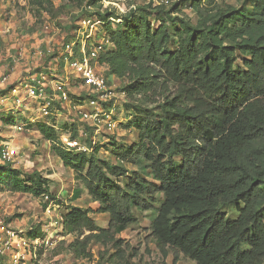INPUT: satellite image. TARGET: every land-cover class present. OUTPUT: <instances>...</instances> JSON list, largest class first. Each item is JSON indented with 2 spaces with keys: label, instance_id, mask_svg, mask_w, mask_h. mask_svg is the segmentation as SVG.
<instances>
[{
  "label": "trees",
  "instance_id": "1",
  "mask_svg": "<svg viewBox=\"0 0 264 264\" xmlns=\"http://www.w3.org/2000/svg\"><path fill=\"white\" fill-rule=\"evenodd\" d=\"M203 2L179 0L175 11L150 2L123 15L92 14L105 22L126 66L128 96L147 95L167 82L176 89L159 103L160 114L149 108L155 101L138 108L132 123L139 140L118 147L116 163L53 145L110 217L104 228L90 209L72 206L63 217L64 235L105 241L136 223L137 211L160 201L150 228L159 249L172 250L175 260L182 255L196 264H264V0ZM179 5L194 8L198 19L177 15ZM126 162L140 170L128 175ZM24 174L0 164V187L56 199L47 177ZM82 192L77 186L72 200ZM231 207L236 216L228 215Z\"/></svg>",
  "mask_w": 264,
  "mask_h": 264
},
{
  "label": "rangeland",
  "instance_id": "2",
  "mask_svg": "<svg viewBox=\"0 0 264 264\" xmlns=\"http://www.w3.org/2000/svg\"><path fill=\"white\" fill-rule=\"evenodd\" d=\"M203 1L207 4L208 0ZM150 2L153 8L164 4L175 11L173 5L179 0H0V97L9 96L4 102L0 100V152L5 145L18 152L11 161L0 160V164L7 162L23 170L24 178L40 172L49 179L50 191L56 197L33 196L0 187V221L24 228L32 237L40 235L48 239L49 244L41 253L43 264H196L182 255L175 260L172 250L165 253L157 246L150 226L160 201L152 210L137 211L136 223L105 241L91 238L86 243L78 233L63 234V217L72 206L90 209L95 222L104 228L108 227L110 217L102 212L101 204L93 200L84 184L75 179L74 170L64 165L53 145L74 154L95 153L101 159L116 163L117 148L131 146L139 140V131L132 123L138 108L144 106L146 100L155 101L149 108L160 114L159 103L176 89L173 82H167L147 95L128 96L123 90L128 81L126 66L111 42L98 65L111 93L108 96L93 93L71 75L74 71H63L64 49L74 32L84 30V19L97 10H115L116 14L123 15ZM216 2L239 4V0ZM90 3L93 7H89ZM179 6L177 15L193 21L198 19L194 8ZM94 16L90 18L98 19ZM150 19L155 30L159 23L154 13ZM104 24V21L97 24L98 33L106 32ZM242 58L239 54V64ZM64 73L69 74L65 88L67 98L51 89V98L41 99L43 103L50 102L49 111L45 113L44 107L28 96L27 82L35 76L50 82ZM7 90L10 92L5 94ZM108 122L116 126L109 129ZM68 140H76L78 145L70 146ZM125 164L128 175L140 170L138 165ZM147 176L151 178L150 174ZM119 180L123 185L128 183L126 177ZM77 186L83 192L72 200ZM158 196L161 200L162 194ZM235 209L231 207L228 215L236 216ZM0 264L6 263L0 259Z\"/></svg>",
  "mask_w": 264,
  "mask_h": 264
},
{
  "label": "built area",
  "instance_id": "3",
  "mask_svg": "<svg viewBox=\"0 0 264 264\" xmlns=\"http://www.w3.org/2000/svg\"><path fill=\"white\" fill-rule=\"evenodd\" d=\"M110 19L117 21L114 18ZM101 23L99 19L93 20L87 17L82 22L84 30L81 28V31L72 34L64 49L63 71H74L70 73L78 82L88 86L93 93L98 92L108 96L111 93L110 86L107 78L98 69V65L103 53L107 51V44L110 45L111 41L105 31L97 32L96 26ZM68 76L69 74L66 73L58 74L57 79H51L50 82L45 81L41 76H35L32 81L27 82V94L35 98L36 102L44 107L45 113H48L50 102L43 103L41 99L51 98L49 93L51 89L64 99L67 98L65 88L68 84ZM8 97L5 95L0 97V100L4 102ZM108 123L109 129L116 126L114 122ZM67 143L73 147L78 145L76 140H68ZM17 153L15 148L5 145L0 152V160L11 161ZM48 244L49 240L40 235L32 237L30 231L0 221V259L6 264H43L41 253Z\"/></svg>",
  "mask_w": 264,
  "mask_h": 264
}]
</instances>
